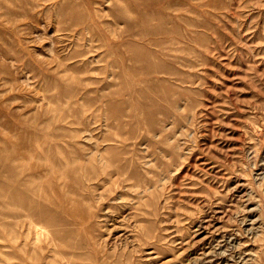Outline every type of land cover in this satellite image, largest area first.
Segmentation results:
<instances>
[{
    "label": "rangeland",
    "instance_id": "374dc122",
    "mask_svg": "<svg viewBox=\"0 0 264 264\" xmlns=\"http://www.w3.org/2000/svg\"><path fill=\"white\" fill-rule=\"evenodd\" d=\"M0 264H264V0H0Z\"/></svg>",
    "mask_w": 264,
    "mask_h": 264
}]
</instances>
